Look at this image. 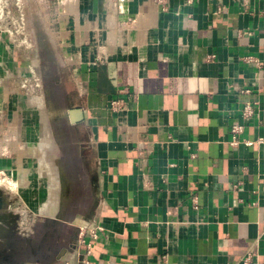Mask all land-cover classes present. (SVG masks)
Returning a JSON list of instances; mask_svg holds the SVG:
<instances>
[{
	"label": "crops",
	"instance_id": "0c3cea01",
	"mask_svg": "<svg viewBox=\"0 0 264 264\" xmlns=\"http://www.w3.org/2000/svg\"><path fill=\"white\" fill-rule=\"evenodd\" d=\"M33 1L42 44L29 21L31 49L0 33V171L20 215L0 264H76L95 224L90 264H242L255 244L264 264V145L230 133L264 137V0Z\"/></svg>",
	"mask_w": 264,
	"mask_h": 264
},
{
	"label": "built area",
	"instance_id": "2783aa9c",
	"mask_svg": "<svg viewBox=\"0 0 264 264\" xmlns=\"http://www.w3.org/2000/svg\"><path fill=\"white\" fill-rule=\"evenodd\" d=\"M195 0H186L187 4L191 5ZM154 4L161 10V12H168L169 0H153ZM10 0H0V33L5 34L10 43L16 49H31L32 42L27 30V19L25 18L24 8L21 0H15L14 6L16 13L12 10ZM264 15V14H263ZM247 62H254L250 59ZM25 87V86H23ZM109 109L113 112L120 113L126 110L125 102L122 100H113L109 104ZM243 117L249 119L254 115L253 106L249 103L245 104L243 109ZM243 132V126L238 123H233L230 128L232 135V146L244 144L245 146L264 145V137L258 138L255 141H241L239 136ZM1 180H10L4 171H0ZM103 232V228L99 224L94 227L88 228L81 226L78 228L77 237L75 242V258L76 264H90V257L94 244ZM258 251L256 244L251 248L244 258L242 264H258ZM57 264H70L69 262H60Z\"/></svg>",
	"mask_w": 264,
	"mask_h": 264
},
{
	"label": "rangeland",
	"instance_id": "374dc122",
	"mask_svg": "<svg viewBox=\"0 0 264 264\" xmlns=\"http://www.w3.org/2000/svg\"><path fill=\"white\" fill-rule=\"evenodd\" d=\"M12 6V10L14 13H16V8L14 6L15 0H10ZM24 8V14L25 18L27 21L31 22V25H33L34 29L36 30V37H38V40L41 41L42 44V39H43V20L41 17L36 16L35 10V2L33 0H21ZM40 43V42H39ZM1 180V178H0ZM5 181H10V180H5ZM1 182V181H0ZM12 189L14 188L13 183H0V191L3 193L5 196V208L6 210H9L11 212L12 209L10 208L11 206L14 205V202L10 201V195H5L4 193H10L9 191L5 190V188ZM14 213V212H13ZM18 214V213H14ZM11 230H6V227L0 225V250L3 254V257L0 256V261H5V262H11L15 260V252L18 249L17 241L18 238L16 237L17 234V229L14 228V235H10ZM19 241V240H18Z\"/></svg>",
	"mask_w": 264,
	"mask_h": 264
},
{
	"label": "water",
	"instance_id": "95a60500",
	"mask_svg": "<svg viewBox=\"0 0 264 264\" xmlns=\"http://www.w3.org/2000/svg\"><path fill=\"white\" fill-rule=\"evenodd\" d=\"M5 203V196L0 191V225L6 227V230L17 229V222L20 215L6 210Z\"/></svg>",
	"mask_w": 264,
	"mask_h": 264
},
{
	"label": "flooded vegetation",
	"instance_id": "af4514ba",
	"mask_svg": "<svg viewBox=\"0 0 264 264\" xmlns=\"http://www.w3.org/2000/svg\"><path fill=\"white\" fill-rule=\"evenodd\" d=\"M10 235H11V236L14 235V231H13V230L10 231ZM0 247H2V246H0ZM0 256H3L1 250H0Z\"/></svg>",
	"mask_w": 264,
	"mask_h": 264
},
{
	"label": "bare ground",
	"instance_id": "6f19581e",
	"mask_svg": "<svg viewBox=\"0 0 264 264\" xmlns=\"http://www.w3.org/2000/svg\"><path fill=\"white\" fill-rule=\"evenodd\" d=\"M0 181H1V182H0L1 184H2V183H6V184H7V183H11V182H12V181H3V180H0Z\"/></svg>",
	"mask_w": 264,
	"mask_h": 264
}]
</instances>
